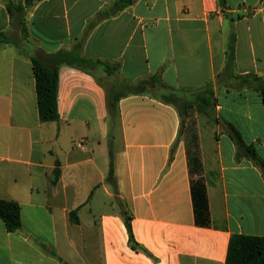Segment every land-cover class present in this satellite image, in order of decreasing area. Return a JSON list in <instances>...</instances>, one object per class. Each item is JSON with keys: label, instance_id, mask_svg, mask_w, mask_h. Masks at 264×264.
<instances>
[{"label": "crops", "instance_id": "1", "mask_svg": "<svg viewBox=\"0 0 264 264\" xmlns=\"http://www.w3.org/2000/svg\"><path fill=\"white\" fill-rule=\"evenodd\" d=\"M124 1L41 0L22 21L0 0V199L21 207L0 264H226L232 236L264 237V0ZM32 57L59 68L58 122Z\"/></svg>", "mask_w": 264, "mask_h": 264}, {"label": "trees", "instance_id": "2", "mask_svg": "<svg viewBox=\"0 0 264 264\" xmlns=\"http://www.w3.org/2000/svg\"><path fill=\"white\" fill-rule=\"evenodd\" d=\"M10 17L18 16L23 21L25 8L34 6L41 0H3ZM131 0H125L124 5L128 6ZM6 34H0V48L6 44H12ZM33 73L36 81V93L38 101V110L40 120L46 122H58L60 114L58 110V92H59V68L50 67L40 59L32 57ZM264 103V86L259 88ZM126 94H115L109 92L107 99L108 123L110 129V171L108 183L114 184V163L111 143L116 129L118 117V102ZM166 103H172L168 98L163 99ZM200 107V105L198 104ZM200 111V110H199ZM249 157L253 161L259 158L252 152L250 147ZM258 162V161H257ZM264 167V165H263ZM130 233V246L134 250H139L135 242L132 229L131 218L125 211H122ZM0 220L5 223L8 232H16L21 228V207L17 202L0 199ZM226 264H264V237H254L245 235H234L230 239Z\"/></svg>", "mask_w": 264, "mask_h": 264}, {"label": "rangeland", "instance_id": "3", "mask_svg": "<svg viewBox=\"0 0 264 264\" xmlns=\"http://www.w3.org/2000/svg\"><path fill=\"white\" fill-rule=\"evenodd\" d=\"M201 121L203 122L205 119H202ZM214 127V125L205 126L203 127L202 133L206 136H209L212 133V130H214Z\"/></svg>", "mask_w": 264, "mask_h": 264}, {"label": "built area", "instance_id": "4", "mask_svg": "<svg viewBox=\"0 0 264 264\" xmlns=\"http://www.w3.org/2000/svg\"><path fill=\"white\" fill-rule=\"evenodd\" d=\"M79 147H81L82 149H84V147H83V146H79Z\"/></svg>", "mask_w": 264, "mask_h": 264}]
</instances>
